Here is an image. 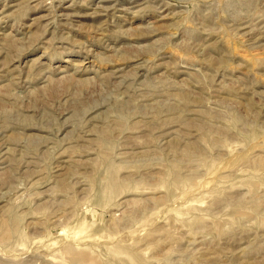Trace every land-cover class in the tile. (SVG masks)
Returning a JSON list of instances; mask_svg holds the SVG:
<instances>
[{"label": "rangeland", "instance_id": "obj_1", "mask_svg": "<svg viewBox=\"0 0 264 264\" xmlns=\"http://www.w3.org/2000/svg\"><path fill=\"white\" fill-rule=\"evenodd\" d=\"M0 264H264V0H0Z\"/></svg>", "mask_w": 264, "mask_h": 264}]
</instances>
